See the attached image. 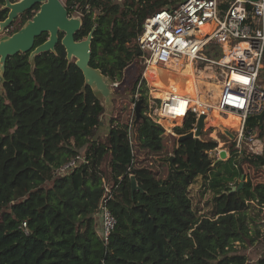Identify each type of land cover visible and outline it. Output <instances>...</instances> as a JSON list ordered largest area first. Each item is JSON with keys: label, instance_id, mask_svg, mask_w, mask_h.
I'll return each instance as SVG.
<instances>
[{"label": "trees", "instance_id": "16d2710c", "mask_svg": "<svg viewBox=\"0 0 264 264\" xmlns=\"http://www.w3.org/2000/svg\"><path fill=\"white\" fill-rule=\"evenodd\" d=\"M167 2L65 0L64 4L69 15L80 13L76 40L94 28L90 65L119 82L126 66L142 56L134 42L143 22ZM3 5L0 0V21L8 13ZM37 9L38 5L33 8ZM33 14L23 13L12 33ZM47 36L37 37L35 46ZM0 79V264H246L236 244L257 241L264 216V179L253 181L246 168L264 174V151L255 154L244 147L238 154L230 142L229 158L214 165L212 216H199L188 187L215 162L205 152L216 146L215 140L179 142L171 152L175 171L162 176L138 155L164 150L163 127L149 123L147 116L135 121L133 114L131 122L112 116L109 129L101 130L105 108L84 86L81 70L74 60L67 61L60 42L54 52L32 59L29 52L8 57ZM136 90H146L141 74L132 94ZM183 91L189 95L187 88ZM138 99L147 104L145 95L131 97L133 103ZM161 122L169 126L162 118ZM195 122V113L188 112L174 132L185 134ZM245 127L261 137L264 118L258 124L250 115ZM77 155L84 161L68 173H57ZM131 175L139 187L133 193ZM241 176L242 186L231 191ZM102 179L112 188L108 206L116 219L107 243L98 236L94 217L103 194ZM254 264H264V256Z\"/></svg>", "mask_w": 264, "mask_h": 264}, {"label": "built area", "instance_id": "2783aa9c", "mask_svg": "<svg viewBox=\"0 0 264 264\" xmlns=\"http://www.w3.org/2000/svg\"><path fill=\"white\" fill-rule=\"evenodd\" d=\"M60 1L64 3V0ZM167 1L165 8L145 19L141 32L135 39L138 48L148 56L146 62L171 72L182 69L183 67L178 65L182 61H209L221 65L224 77L216 107L221 114H236L240 118L237 128H231L233 138H228V142H233V148L238 154L245 146L255 154L261 153L257 148L264 145V137L259 138L252 129H246L245 123L248 116L262 110L264 103V88L258 84L264 52V0ZM212 20L216 22L217 28L210 34H205L201 29ZM210 43L221 47L223 53L225 48L230 50V59L225 60V53L223 58L217 61L204 58L202 51ZM239 43H245V46L235 50V45ZM173 97L169 96L166 102L161 99L160 109L163 103L167 104ZM186 100L184 118L188 112L195 113L196 121L200 114L206 117L203 110L198 109L196 105H190L189 99ZM160 109L156 110L159 115ZM221 148L215 149V159L220 158ZM79 161H84L80 155L71 158L57 169V173L70 172ZM102 188L103 194L94 217L97 221L98 236L107 243L116 219L108 206L113 191L104 179Z\"/></svg>", "mask_w": 264, "mask_h": 264}, {"label": "rangeland", "instance_id": "374dc122", "mask_svg": "<svg viewBox=\"0 0 264 264\" xmlns=\"http://www.w3.org/2000/svg\"><path fill=\"white\" fill-rule=\"evenodd\" d=\"M63 2L65 3V0ZM79 15L80 14H78L76 10V11H73L70 16L80 17ZM20 22H21V17H19L7 29V31L0 32V38H2L5 35H10L13 29ZM202 53L204 55V58L211 59L214 61H217L220 58H223V54H224L222 51V48L219 46H216L213 43H210L207 46H205ZM146 59H148L147 54L142 53V56L136 58L128 66H126V68L123 70V74L119 82H110V87L112 91L111 92L112 102L107 107H104L105 111L107 112L106 114H104V120H106V117L108 115L110 117L117 115V118L120 121H123L124 119L127 118V120H130L131 122L133 114H135V111H134L135 103L131 101V97L134 96V98H138L141 95L143 96L145 95L147 97L146 102L148 106L143 105L144 107L142 109V114L143 116H147L149 119L153 120V122H157L163 127L164 132L162 134V137H163V142H164V150L160 154H157V155L156 154H145V152L141 151L139 152L138 160L139 159L144 160V164L153 167L154 170L160 171V174L162 176H166L168 175V171H169L168 160L162 161L161 158L167 157L168 155L171 156L173 147L174 148L178 147V144H179L178 136L179 135L174 132V128L176 126H182L185 118L183 119V121L182 119L178 120L179 121L178 123L176 121L175 125H173L172 127L170 126L165 127L162 124L161 117L156 111L157 109H160L161 99L159 96L155 94V92H153L154 87L152 86V83L149 82L148 79L145 77V71L149 65L146 62ZM105 60L107 62H110L108 58H106ZM186 62H183V64L180 65V67H183L182 69H180V71H178V73L180 72L179 73L180 75L175 71L176 73L173 75V77L177 75V77L181 78L182 81H184V84L181 85L180 89L184 90L187 88V90L190 93L189 82L187 81V69H186V64L188 62L187 63ZM194 67L200 70L208 67L206 70V73L208 75L210 74L215 77L209 80L210 83L219 84L221 87V84L223 82V77H224L223 67L221 65H219L216 62L199 61L197 63H194ZM169 72L170 74L173 73L171 71ZM140 74L143 80L145 81L146 90L144 92L140 90H136V93L132 94V89L134 87L135 80L139 77ZM163 82L167 84L169 83L167 82L166 76H164ZM115 83L117 84L116 86L113 85ZM178 84L179 83L174 85L171 83L169 84V86L174 85L177 87ZM258 84L262 88H264V65L259 68ZM199 88L202 91L205 100L207 101L206 103L208 105L216 106V101L213 100L214 96L211 97L212 89H213L212 86L210 87L200 86ZM206 89H208L209 91ZM99 99L103 101V98L101 96H99ZM204 111L207 112V110H204ZM205 114H206L205 125L200 133V136L197 138V140L202 142L203 144H209L210 143L209 139L215 140L217 142L216 146L213 147L212 149L205 150V152L207 153L209 158H213L215 149L222 147L221 150H224L227 154L220 161H225L230 156L231 148H230V143L228 142V137L224 134V129H228L230 132L232 131V129H230L227 125L211 120L208 117V113H205ZM220 115L224 117L226 116L225 114H221V113ZM168 129H170L171 131H168ZM253 131L255 135H257L256 130L253 129ZM245 147L249 148L248 146H245ZM160 162H163V164H161ZM215 163L216 162H213L211 164L210 169L206 170L204 173L197 175L194 178L193 182L188 187V195L191 199L192 208L194 212L199 216H203V215L212 216V213L214 211V201H215L214 198L216 194H215L214 189L211 187V182H212L213 172L215 171V168H214ZM160 164L161 166H159ZM246 170H247L246 171L247 174L252 178L253 181L264 179V174L260 169L252 170V169L246 168ZM243 181H245V179L243 180L240 178V180H238V184ZM236 182H237V179L231 182V184H235ZM233 187H236V186H233ZM263 212H264V209H263ZM261 215H263V213ZM262 218L263 219H260L259 221V224H260L259 228H260L261 236L258 238V240L255 241L253 244H247V243L238 244V245L236 244L237 252L246 256L247 258L246 264H254L257 258L264 256V216ZM96 224H97V221H96Z\"/></svg>", "mask_w": 264, "mask_h": 264}, {"label": "water", "instance_id": "95a60500", "mask_svg": "<svg viewBox=\"0 0 264 264\" xmlns=\"http://www.w3.org/2000/svg\"><path fill=\"white\" fill-rule=\"evenodd\" d=\"M38 5L37 10H33ZM3 8L8 9L7 16L4 20L0 21V32L7 31V29L26 11L32 10L33 16L26 20L24 24L15 32L10 35H5L0 38V77L4 72L5 62L8 57L16 55L18 53L29 52V58L37 56L43 52H54L55 46L58 42L65 49L66 59L68 62L74 60L75 65L81 70L84 78V86H89L96 97L103 98L100 102L104 107H107L112 102L111 96V79L104 76L100 69L94 68L90 65L91 58V39L93 29L83 39L76 40L75 35L81 27L80 17H71L68 11L60 0H4ZM47 33L48 36L45 41L35 46V39L41 34ZM62 37L59 38V34ZM2 80L0 79V85ZM142 101L137 100L134 111L135 121L144 119L142 114ZM105 113H107L105 111ZM109 115L106 117L105 122L100 121L99 127L101 130L109 129ZM253 117L260 124L264 118V103L262 110L254 114ZM149 123L153 120L148 119ZM205 125V115L200 114L197 118L195 128L191 131L178 136V142H182L187 139H197ZM224 134L229 138H233V134L224 129ZM226 156L224 150L220 151V158L215 159V162L222 160ZM173 156L168 158L169 171L168 177L175 171L173 164ZM243 179V176H241ZM131 192L138 190V185L133 175L130 176ZM240 182L236 187H232L231 191L238 189L242 186Z\"/></svg>", "mask_w": 264, "mask_h": 264}, {"label": "bare ground", "instance_id": "6f19581e", "mask_svg": "<svg viewBox=\"0 0 264 264\" xmlns=\"http://www.w3.org/2000/svg\"><path fill=\"white\" fill-rule=\"evenodd\" d=\"M216 28H217V24L215 21L212 20L211 22H208L207 24H205L202 27L201 31L204 32L205 34H210ZM235 46H236L235 50L241 49L243 46H245V43H239L238 45H235ZM224 53L227 55V58L225 60L226 61L229 60L230 59V54H229L230 50H227V48H225ZM187 62H186L187 63L186 64L187 81L189 82V87H190L189 95H186L184 93V91L180 89L181 85L184 84V81H182L181 78L177 77V75L175 77H173L175 72L171 73V75H169V77H167L166 79L169 80L171 78L172 79L171 83L174 85L179 83L177 85V87L174 85L169 86V84H171V83L167 84V83L163 82L164 76L168 75V74L164 73V71L167 69H164V68H162L156 64H153V63L149 64L148 67L146 68L145 77L148 79L149 82L152 83V86L154 87L153 92H155V94L157 96L161 97L160 99H163L164 102L167 101L169 96H174L173 97L174 99L172 101L168 102L167 104H165V103L162 104V107L160 109L161 118L163 120H166L170 127L175 125L176 121L178 123L179 122L178 120L182 119V121H183L185 109L187 108L186 107V103H187L186 99H189L190 105H196L198 109L203 110V111L207 110V112H205V111L204 112L208 113V117L211 120H214L218 123H222L224 125H227L230 129L231 128H237V126L239 125V122H240V118L236 114H228L224 117V116L220 115V113H219V111L215 105L214 106L208 105L206 103L207 101H205L204 95L199 88L200 86H207L208 87V85L210 84V86H212V88H213L212 93L216 94L217 98H218L219 93H220V85L219 84H211V83L206 84V79L210 80V79H213V77H214L213 75H210V74L208 75L206 73V70L208 67L200 70V69H196L194 67L193 62H189V61H187ZM182 64H183V61L178 63V65H182ZM206 90H208V89H206ZM182 96H186V97L182 98ZM217 98H216V100H217ZM187 106H188V104H187ZM233 116H236L237 119H235V117H233ZM169 119L172 121L170 122ZM168 131H171V130L168 129Z\"/></svg>", "mask_w": 264, "mask_h": 264}, {"label": "crops", "instance_id": "0c3cea01", "mask_svg": "<svg viewBox=\"0 0 264 264\" xmlns=\"http://www.w3.org/2000/svg\"><path fill=\"white\" fill-rule=\"evenodd\" d=\"M177 73H178V72H177ZM178 74H179V73H178ZM179 75H180V74H179ZM207 83H210V82H209V80L206 79V84H207ZM209 86H210V84L208 85V87H209ZM189 88H190V87H189ZM212 96H214V99H213V98H212V99L215 101L216 98H217L216 94H213V93H212V94H211V97H212ZM202 97H203V96H202ZM160 98H161V97H160ZM205 101H206V100H205ZM104 114H106V113H104ZM233 117H235V119H237L236 116H233ZM263 137H264V135L261 136V137H259V138H263ZM257 150H258L259 152H260V151L262 152V151L264 150V145H262V146H261V145L258 146ZM258 154H260V153H258ZM263 209H264V207H263Z\"/></svg>", "mask_w": 264, "mask_h": 264}, {"label": "flooded vegetation", "instance_id": "af4514ba", "mask_svg": "<svg viewBox=\"0 0 264 264\" xmlns=\"http://www.w3.org/2000/svg\"><path fill=\"white\" fill-rule=\"evenodd\" d=\"M177 70L180 71V69H177ZM178 71H176V72H178ZM164 72H165L166 74L168 73V75L166 76V78L169 77V75H171L170 72H169L168 70H165ZM176 72H175V73H176ZM179 73H180V72H179ZM171 81H172L171 78H170L169 80H167V82H169V83H170Z\"/></svg>", "mask_w": 264, "mask_h": 264}, {"label": "clouds", "instance_id": "9594fccd", "mask_svg": "<svg viewBox=\"0 0 264 264\" xmlns=\"http://www.w3.org/2000/svg\"><path fill=\"white\" fill-rule=\"evenodd\" d=\"M136 104V103H135Z\"/></svg>", "mask_w": 264, "mask_h": 264}]
</instances>
